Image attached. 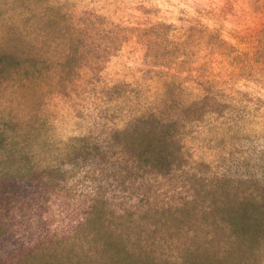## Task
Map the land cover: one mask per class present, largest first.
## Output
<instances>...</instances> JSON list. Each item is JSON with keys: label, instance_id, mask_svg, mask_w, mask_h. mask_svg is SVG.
<instances>
[{"label": "rangeland", "instance_id": "rangeland-1", "mask_svg": "<svg viewBox=\"0 0 264 264\" xmlns=\"http://www.w3.org/2000/svg\"><path fill=\"white\" fill-rule=\"evenodd\" d=\"M0 55V264H264V0H0Z\"/></svg>", "mask_w": 264, "mask_h": 264}, {"label": "trees", "instance_id": "trees-1", "mask_svg": "<svg viewBox=\"0 0 264 264\" xmlns=\"http://www.w3.org/2000/svg\"><path fill=\"white\" fill-rule=\"evenodd\" d=\"M7 58H11V57H9V56H7V55H0V65L4 62V60L5 59H7ZM13 58V57H12ZM14 59V58H13ZM148 148V147H147ZM149 149V148H148ZM146 154L147 153H143V155H140V157H139V160H141V161H143V162H148V157H146ZM158 162H160V160H161V158L159 159V158H157L156 159ZM160 163H162V162H160ZM159 163V164H160ZM249 227V226H248Z\"/></svg>", "mask_w": 264, "mask_h": 264}]
</instances>
